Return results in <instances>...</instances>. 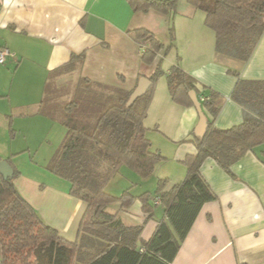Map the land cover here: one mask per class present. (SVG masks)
<instances>
[{"label":"crops","instance_id":"0c3cea01","mask_svg":"<svg viewBox=\"0 0 264 264\" xmlns=\"http://www.w3.org/2000/svg\"><path fill=\"white\" fill-rule=\"evenodd\" d=\"M136 29L149 31L164 47L173 42L174 49L166 56L160 52L150 65L143 64L141 49L132 36ZM214 44V33L204 26V13L186 0H178L168 14L154 10L135 13L125 0H0V47L13 53L0 65V161L9 159L12 169L20 172L14 185L44 223L67 241H76L85 208L68 194L65 180L45 169L48 163L43 171L49 174L28 164L26 171L20 169L18 159L34 146L50 144L52 139L60 143L56 137L59 126L66 136L60 120L42 110L45 87L67 77L69 82L87 78L96 86L132 91L142 78L149 79L161 61L169 66L168 73L178 55L185 72L220 94V110L213 124L229 128L242 122L243 112L230 98L236 78L228 71H236L244 79L264 80V33L246 63L216 53ZM72 54L84 55L78 69L54 77ZM151 107L172 120L165 132L181 163L195 152L194 144L184 141L198 137L196 110L174 104L162 85ZM158 139L148 138L151 146ZM158 146L154 151L164 150ZM175 168L182 180L185 166L181 163ZM230 171L231 175L225 173L211 158L202 163L200 173L216 200L202 206L169 264H264V145L247 152ZM156 207L161 209L160 217L155 216ZM107 211L127 227L142 226L144 241L164 218L161 206L156 205L148 216L138 200L126 208L112 204Z\"/></svg>","mask_w":264,"mask_h":264},{"label":"trees","instance_id":"16d2710c","mask_svg":"<svg viewBox=\"0 0 264 264\" xmlns=\"http://www.w3.org/2000/svg\"><path fill=\"white\" fill-rule=\"evenodd\" d=\"M131 10L162 14L172 12L178 0H125ZM204 13V26L214 33L216 53L244 63L254 53L264 33V0H186ZM140 47V60L145 65L154 62L162 52L166 56L174 49L158 42L145 29L132 31ZM172 37V35H171ZM173 41V40H172ZM83 54H72L70 60L54 73L76 71ZM230 98L243 112L240 124L217 128L213 120L220 108V94L200 85L179 65V56L165 74L171 101L182 107H193L188 92L193 90L206 118L205 134L184 143L194 144L195 152L187 154L181 163L186 168L184 179L165 188L159 180L153 197L149 192L134 196L130 189L119 197L105 192L108 183L122 167L138 177L152 176L155 166L164 158L152 150L144 121L154 97V82L164 74L160 63L149 77L150 87L133 104L126 103L132 91L96 86L83 78L89 87L84 105L75 98L63 107L60 122L66 136L58 152L45 169L69 184L68 194L80 200L85 208L79 222L76 241L70 242L44 223L37 212L19 194L13 177L0 179V264H169L188 235L205 203L216 195L200 173L202 163L211 158L225 173L247 152L264 145V80H248L236 71ZM204 98V100H201ZM97 106V107H96ZM97 109L92 122L80 123L86 108ZM90 108V109H91ZM10 136L13 135L11 128ZM8 164L11 162L8 159ZM155 198L159 204H153ZM138 200L143 212L151 216L156 205L163 209L161 220L149 240L141 239L142 226L127 227L115 214L107 211L112 204L129 207ZM152 203V204H151Z\"/></svg>","mask_w":264,"mask_h":264},{"label":"rangeland","instance_id":"374dc122","mask_svg":"<svg viewBox=\"0 0 264 264\" xmlns=\"http://www.w3.org/2000/svg\"><path fill=\"white\" fill-rule=\"evenodd\" d=\"M174 46V43H173ZM160 67L162 72H164L163 75L158 77L154 82V94H158L159 88L162 85L165 92H168L167 88V82H166V69L169 67L166 62L160 63ZM65 74L70 73H63V74H56L54 77H62ZM69 76V75H68ZM65 80L59 79L56 82L51 83L50 85L45 87L44 91V98L42 101V110H44L45 113L49 114L52 118L55 119H61L63 116V107L66 103L70 102L71 100L77 98L79 99L84 105H87L88 101L86 99V96L88 95L86 90H88L89 87L85 86V84L80 81L77 82L76 79L73 78L71 82L70 79L67 80V77H65ZM152 104V102H151ZM150 104V106H151ZM88 106V105H87ZM97 107V106H96ZM91 108V107H90ZM86 108L85 113L87 114L86 117H82L80 119V123H88L92 122L95 119V113L97 109L101 108ZM172 120L170 118H163V116L160 115V112L158 109H153L152 107L148 109L147 117L144 121V127L146 130V138H151V136H156L158 139L157 143L152 145V150L156 149L157 147H160L158 145H162L164 147V150H158V152L161 154V156L164 158L161 162H159L154 169V172L152 176H150L147 179H142L138 177L136 174L131 172L125 167H122L118 174L111 179V181L108 183V185L105 188V192L119 197L123 190H126L130 188V192L133 194L140 195L144 192H149L153 197L155 196V191L158 186V181L165 180V188L171 187L172 185L181 182L182 180H179V177L176 174V168L177 165H181V163L177 162V159L175 158L173 154V149H171L170 145V139L166 135L167 129H168V123L170 124ZM56 126V125H55ZM60 133L56 134L57 141H60V143L55 144L52 142L50 144L44 143L39 144L37 146H34L29 152L24 153L21 155V157L18 159L20 169L27 170L29 169L28 166L31 165L30 168H37V170H40L41 172H45V174H49L45 170L43 165L50 162V159L53 157V155L58 152L60 149V145L64 140L65 131L64 128L59 126ZM34 129V127H33ZM52 136V134H51ZM156 147V148H155ZM176 160V161H175ZM179 161V160H178ZM26 164L28 166L26 167ZM177 164V165H176ZM183 165V164H182ZM41 166L43 169H41ZM175 170V171H174ZM168 171V173H171V176H164L165 173ZM174 171V172H173ZM161 209L160 207H156L155 216L160 217Z\"/></svg>","mask_w":264,"mask_h":264},{"label":"water","instance_id":"95a60500","mask_svg":"<svg viewBox=\"0 0 264 264\" xmlns=\"http://www.w3.org/2000/svg\"><path fill=\"white\" fill-rule=\"evenodd\" d=\"M149 87L150 81L148 79L142 78L136 88L131 93L126 105L130 106L131 104H133L134 101L140 96H142L148 90ZM188 96L194 109L198 114V123L195 128V134L196 136L201 138L205 134L207 127L206 116L202 111L201 105L198 101V98L196 97V93L191 90L188 92ZM0 175L3 180L10 179L13 177V169L5 160L0 161Z\"/></svg>","mask_w":264,"mask_h":264},{"label":"built area","instance_id":"2783aa9c","mask_svg":"<svg viewBox=\"0 0 264 264\" xmlns=\"http://www.w3.org/2000/svg\"><path fill=\"white\" fill-rule=\"evenodd\" d=\"M13 57V53L6 47H0V65H4L7 61ZM201 100H204L202 98ZM153 204H159V199L155 198Z\"/></svg>","mask_w":264,"mask_h":264}]
</instances>
